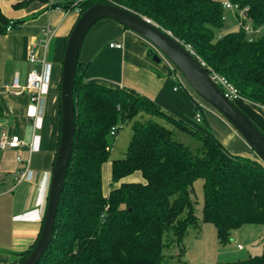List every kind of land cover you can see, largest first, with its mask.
Masks as SVG:
<instances>
[{
    "label": "trees",
    "instance_id": "obj_1",
    "mask_svg": "<svg viewBox=\"0 0 264 264\" xmlns=\"http://www.w3.org/2000/svg\"><path fill=\"white\" fill-rule=\"evenodd\" d=\"M229 2L245 11V18L237 14L243 24L264 26V0ZM95 3H81L82 13ZM100 3L120 6L155 23L209 70L225 77L241 98L264 107V33L252 41L242 28L219 36L225 22L222 0ZM8 25L0 11V35L6 34ZM88 66L78 58L72 154L52 239L38 264H171L164 248L175 245L180 251L188 228H200L193 189L199 178L203 179L202 220L215 227L220 244L245 225L264 226V164L230 154L210 131L191 129L132 89L87 81ZM58 111L59 139V99ZM196 111L203 117L198 103ZM144 116L159 118L171 128ZM119 122L132 124V136L125 155L110 161L106 193L103 166L109 162L108 137ZM175 129L195 137L199 148L174 141ZM134 175L141 181L128 182ZM35 243L17 255L16 264ZM232 264H264V253Z\"/></svg>",
    "mask_w": 264,
    "mask_h": 264
},
{
    "label": "crops",
    "instance_id": "obj_2",
    "mask_svg": "<svg viewBox=\"0 0 264 264\" xmlns=\"http://www.w3.org/2000/svg\"><path fill=\"white\" fill-rule=\"evenodd\" d=\"M0 11L12 24L9 32L0 35V133L6 131L24 143L17 151H0V228L3 227L0 240L6 245L4 248L0 245V264H16L17 255L31 248L41 231L59 142L58 99L63 53L78 16L75 12L49 9L42 0H0ZM46 28L53 35L45 48L42 40ZM110 44H119L121 48H110ZM33 46L35 55L44 63L45 84L38 104L28 93L14 95L3 89L15 79L24 86L27 75L41 68L28 62ZM152 48L118 22L102 19L86 35L79 61L89 64L87 81L132 89L183 122L195 119L198 103L204 111L201 120L214 125L212 134L228 152L261 162L234 128L200 99L167 59L160 58L158 63L153 60L156 54ZM233 102L257 129L264 131V107L243 98ZM17 154L31 160L27 178L21 183L14 179L19 168ZM103 181L107 193L110 162L103 166ZM127 181L139 182L141 178L134 175ZM248 226L263 225H245ZM236 246L243 250L239 244Z\"/></svg>",
    "mask_w": 264,
    "mask_h": 264
},
{
    "label": "water",
    "instance_id": "obj_3",
    "mask_svg": "<svg viewBox=\"0 0 264 264\" xmlns=\"http://www.w3.org/2000/svg\"><path fill=\"white\" fill-rule=\"evenodd\" d=\"M111 19L136 33L157 49L189 87L215 109L241 136L264 164V135L215 85L194 53L169 32L145 17L113 4L95 3L77 19L63 53L60 74V134L41 231L34 248L20 264H38L52 239L57 207L67 174L74 142L73 89L79 53L89 30L100 20ZM155 62L160 58L155 55Z\"/></svg>",
    "mask_w": 264,
    "mask_h": 264
},
{
    "label": "rangeland",
    "instance_id": "obj_4",
    "mask_svg": "<svg viewBox=\"0 0 264 264\" xmlns=\"http://www.w3.org/2000/svg\"><path fill=\"white\" fill-rule=\"evenodd\" d=\"M237 14H239L238 11L224 12V28L221 31H217L219 36L240 30L241 25L239 19L236 17ZM262 29H264V26ZM156 50L155 48L153 49L154 53L159 58L166 59L158 52V50ZM176 86L180 88L178 82L176 83ZM144 119H152L161 123L166 128H171L170 125L159 118L144 116ZM190 121V123L186 121H184V123L193 130H198L203 133L207 131L213 133L215 130L214 125L211 123L208 125V122L205 120L203 121V119L200 123H196L194 118ZM116 126L118 128L116 135L114 137H108V145L110 149L109 162L118 160L125 155L132 136L131 123L122 124L119 122ZM235 133L238 135L236 131ZM238 136L241 138L240 135ZM173 140L193 149H197L200 146L199 141L195 137L177 129L174 130ZM193 189L194 198L197 201L196 217L200 228L198 229L192 225L188 228L180 251L175 245L165 247L163 255L166 260H170L171 264H176L178 260H181L185 264H232L239 261H245L250 257L260 256L264 253V226H243L238 228L232 232V239L229 242L226 244H220L218 242L215 227L211 223H206L202 220L204 204L203 179H196L193 184ZM2 231L3 227L0 228V232L3 234ZM236 243L243 248L242 251L237 249ZM0 245H2L3 248L6 247L3 240H0ZM177 255L178 257H176Z\"/></svg>",
    "mask_w": 264,
    "mask_h": 264
},
{
    "label": "built area",
    "instance_id": "obj_5",
    "mask_svg": "<svg viewBox=\"0 0 264 264\" xmlns=\"http://www.w3.org/2000/svg\"><path fill=\"white\" fill-rule=\"evenodd\" d=\"M87 1H93L96 3H100L103 0H46V4L49 9H54L58 11H63L65 13L75 12L79 17L82 14V9L80 8V4ZM222 6L225 12L228 11H238L240 18H245V11H240L237 5H233L229 2V0H222ZM237 16V15H236ZM238 18V17H237ZM239 19V18H238ZM223 21L225 18L223 16ZM240 27L247 34L249 41H252L258 37H260L264 33V29L254 28L250 22L245 24L242 23L241 19H239ZM12 28V24L6 28V33L9 32ZM53 32L50 28H46L43 30V44L46 48L52 38ZM110 48H121L119 44H110ZM156 50V49H155ZM157 51V50H156ZM159 52V51H158ZM160 53V52H159ZM161 54V53H160ZM162 55V54H161ZM164 57V56H163ZM28 62L32 64H38L39 69H35L31 71L26 78V83L24 86L18 83V79H15L11 84L4 85L3 89L9 93L14 95H21L22 93H28L31 96V100L38 104L42 97V90L45 84V76L43 66L44 63L40 61L35 55V46L31 47L27 56ZM202 67L208 72L209 76L215 83V85L220 89L222 94L230 101L237 100L241 98L237 89L223 76L214 73L206 67L205 63L201 62ZM174 68V67H173ZM175 70V69H174ZM195 121H201V112L196 111L195 113ZM36 122V119H35ZM117 126L111 128L109 136L114 137L117 132ZM24 145L23 141L15 135H10L6 131L0 133V151L13 150L17 151ZM29 149H32V145L29 144ZM16 163L19 165L18 170L14 173V179L16 183H21L27 178V175L30 171V157L23 158L20 154L16 155ZM241 248V247H238Z\"/></svg>",
    "mask_w": 264,
    "mask_h": 264
}]
</instances>
